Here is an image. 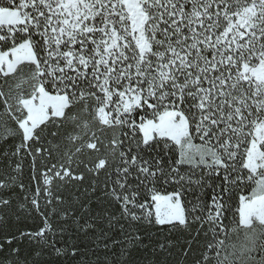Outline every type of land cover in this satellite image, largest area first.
Instances as JSON below:
<instances>
[{
	"label": "snow or ice",
	"instance_id": "obj_1",
	"mask_svg": "<svg viewBox=\"0 0 264 264\" xmlns=\"http://www.w3.org/2000/svg\"><path fill=\"white\" fill-rule=\"evenodd\" d=\"M0 146V264H264V0H0Z\"/></svg>",
	"mask_w": 264,
	"mask_h": 264
},
{
	"label": "trees",
	"instance_id": "obj_2",
	"mask_svg": "<svg viewBox=\"0 0 264 264\" xmlns=\"http://www.w3.org/2000/svg\"><path fill=\"white\" fill-rule=\"evenodd\" d=\"M0 150H2V146H0ZM49 164L51 163H56L59 164L60 163V158L59 155L57 154V152L54 150L53 154H52V158L47 162ZM3 165V159L0 158V167H2ZM73 167H75V165H73ZM24 172H25V183H28V175H29V168H28V161H25V167H24ZM35 183V182H33ZM71 191L75 192V189H71ZM83 191V189L81 188V192ZM238 191H243V190H238ZM65 196L67 197V192L64 193ZM29 197H31V192L28 193ZM211 197V189H208L205 194H204V199L205 200H210ZM189 199L192 198V194H189ZM235 199V197H234ZM92 204L95 207L96 206V201L95 198H93L92 200ZM75 208L79 209V205L75 204L73 205ZM17 211L20 213L21 216V220L19 222V227L24 228L26 230H36L39 227L42 226V218L33 213L31 216L27 215L22 209L17 208ZM78 215H82V213H77ZM51 220L54 224H62L63 221L59 220L56 217H51ZM82 222V221H81ZM205 227H208V225H205ZM75 228L76 226L72 223V221H69V231L65 233V239H68L69 236H72L73 239H76L77 237L74 235L75 233ZM211 232L208 233L207 237H204L203 235L200 238V243L198 245L194 246V250L192 252L189 253V255L187 257H183L180 255L179 252V248H175L174 249V254L173 256L169 257L168 259L171 261H179L180 264H194V262L200 258V254L201 251L204 248V244L206 242L207 239L211 238ZM164 236L161 234L159 236H153L151 238V241L146 240V243L149 244V248L152 246V243H154L157 239H163ZM57 241L62 245L63 241H61V238L59 235H57L56 237ZM79 239L82 240L84 243H90V240L85 239L83 236V233L79 234ZM181 242H183V237L180 238ZM102 252H101V256H102ZM65 264H69V262H65Z\"/></svg>",
	"mask_w": 264,
	"mask_h": 264
}]
</instances>
